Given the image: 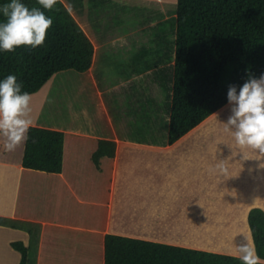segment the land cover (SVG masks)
<instances>
[{"label": "crops", "instance_id": "obj_1", "mask_svg": "<svg viewBox=\"0 0 264 264\" xmlns=\"http://www.w3.org/2000/svg\"><path fill=\"white\" fill-rule=\"evenodd\" d=\"M62 1L96 49L94 64L78 78V86L83 98L96 102L98 111L91 114L82 107L77 114H71L76 121L70 125L43 123L42 114H32L31 128L66 135L63 141L71 158L67 164L75 169H68L61 180L68 182L66 189L73 188V182L77 183V189L81 184L84 195L82 210L67 216L74 218L76 224L51 225L47 230V261L60 264L88 261L91 250L99 245L101 238L99 225L92 222L99 204L96 194L97 182H102L101 172L95 168L93 160L87 158L88 148L93 145L75 137L116 143L104 237L122 236L235 257L237 246L244 238L254 244L248 216L253 208L264 210V167H261L264 158L259 159L258 153L251 149H241L231 133L224 130V123L232 114L231 106H224L179 141L170 144L173 82L170 81L168 93L163 92L158 73L150 69L133 70L129 75L120 72L121 76L112 78L109 57L118 56L121 51L118 59L126 60L128 54L122 52L133 50L127 36L98 32L94 29L96 16L90 8L87 7L86 14L81 5L75 8L69 0ZM140 1L166 3L165 0ZM157 24L155 19L150 26ZM173 38L176 40V31ZM172 53L170 67L175 63V50ZM99 54L101 66L98 65ZM134 83L136 89L127 98L117 96L114 99L124 110L120 109L119 116L113 117L105 97ZM101 114H107L108 127H100ZM125 114H133L134 118ZM145 114H150V118H143ZM25 147L26 142L16 152L0 153V264L20 263L21 255L12 247L13 242H23L29 248L30 264H37L41 253L43 224L13 218ZM222 160L227 164L226 176L216 168ZM32 207L42 210L41 205ZM43 207L44 212L51 207L46 199ZM63 247L71 251L61 252Z\"/></svg>", "mask_w": 264, "mask_h": 264}, {"label": "trees", "instance_id": "obj_2", "mask_svg": "<svg viewBox=\"0 0 264 264\" xmlns=\"http://www.w3.org/2000/svg\"><path fill=\"white\" fill-rule=\"evenodd\" d=\"M10 2L0 0V8ZM21 2L30 9L41 7L37 0ZM56 8L58 10L46 11L53 25L43 47L31 51L20 47L15 53L0 51V80L15 75L18 82L23 83L22 91L33 95L59 73H86L92 68L96 52L92 40L64 1L60 0ZM4 19L0 12V22ZM176 24L170 144L228 105L229 85L237 86L239 91L249 75L259 78L264 74V0H178ZM64 137L66 135L57 132L30 128L26 140L13 218L43 224L37 264H60L47 261L45 234L51 225L76 224L74 218L67 216L83 208L81 184L77 189V183L73 182L74 187L66 189L68 182L61 180L68 169H75L67 164L71 158L66 152ZM75 139L93 145L88 148L87 158L93 160L102 176V182H97L99 204L92 221L100 227L99 245L93 247L88 261L75 264H241L235 256L122 236L104 237L116 143L83 137ZM4 152L0 143V153ZM45 199L51 206L47 212L43 207ZM34 204L41 205L42 210L34 209ZM248 222L257 254L264 261V210L253 208ZM12 247L21 255L19 264H30L29 248L23 242H13ZM60 251L69 253L71 249L63 247Z\"/></svg>", "mask_w": 264, "mask_h": 264}, {"label": "rangeland", "instance_id": "obj_3", "mask_svg": "<svg viewBox=\"0 0 264 264\" xmlns=\"http://www.w3.org/2000/svg\"><path fill=\"white\" fill-rule=\"evenodd\" d=\"M74 7L81 5L87 14V7L94 12L96 22L94 29L108 35L125 34L132 54L128 50L122 53L128 54V59L120 61L121 51L118 56H110L108 67L112 78L121 76L120 72L129 75L133 70L150 69L157 72L163 92L170 90V81L173 82L174 66H168L175 50L174 32L176 31L178 0H165L164 5L148 3L140 0H69ZM73 7V6H72ZM91 14V13H90ZM92 15V14H91ZM167 18L169 20H167ZM158 20L156 27L150 26L152 20ZM128 48V47H127ZM101 52V51H100ZM129 58L131 60H129ZM104 59V58H103ZM101 54L98 65L101 66ZM165 65L164 68H160ZM107 68V67H106ZM156 68H159L156 71ZM82 73L66 71L54 76L40 91L32 96V114H42L41 122H51L58 125H70L74 123L75 115L82 107L96 114L97 104L93 100L83 98L78 86V78ZM136 84L119 88L105 97L106 103L110 104L113 117H118L120 108L115 102L117 96L125 97L133 93ZM86 99V100H84ZM100 127L107 126V114H101ZM128 117L134 118L133 114ZM150 118V114L143 116ZM138 118V114L136 115ZM140 120V119H139ZM92 118L90 119V122ZM95 122V119L93 120ZM127 122V121H126ZM135 132V131H134ZM140 137L138 135H135ZM16 152V151H15ZM8 201V200H7ZM9 222V220H7Z\"/></svg>", "mask_w": 264, "mask_h": 264}, {"label": "clouds", "instance_id": "obj_4", "mask_svg": "<svg viewBox=\"0 0 264 264\" xmlns=\"http://www.w3.org/2000/svg\"><path fill=\"white\" fill-rule=\"evenodd\" d=\"M42 7L26 6L21 0H11L0 8L4 21L0 22V51L15 53L17 48L35 50L43 47L53 19L47 12L58 10L60 0H37ZM23 83L15 75L0 80V143L5 152H15L28 139L33 126L32 96L22 91ZM231 115L224 123L236 145L241 149H251L264 158V74L259 78L249 75L239 87L229 85L227 92ZM264 167V164L261 165ZM221 175L228 174L225 161L217 166ZM236 259L241 264H264L257 254L254 244L244 238L237 246Z\"/></svg>", "mask_w": 264, "mask_h": 264}]
</instances>
